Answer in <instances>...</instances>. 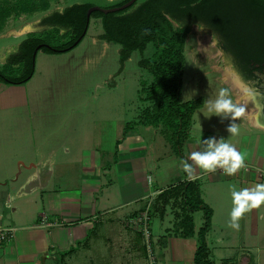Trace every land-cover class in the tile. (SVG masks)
Segmentation results:
<instances>
[{"label":"crops","instance_id":"0c3cea01","mask_svg":"<svg viewBox=\"0 0 264 264\" xmlns=\"http://www.w3.org/2000/svg\"><path fill=\"white\" fill-rule=\"evenodd\" d=\"M68 6L49 9L43 18ZM43 18L21 28L0 31V70L28 36L52 29L42 23ZM102 33L103 30L90 43L100 46L102 52L116 53L119 67L121 47L99 40ZM84 42L85 37L65 54L38 52L33 74L23 85L0 83V225L13 229V238L0 243V264H146L141 238L126 221L140 212L148 200L186 181L198 183L200 198L212 212L211 226L205 235L209 260L213 264H217L215 260L218 264H257L252 255L264 254V203L244 213L237 221L238 227L233 226L230 213L233 189L264 184V93L233 70L207 72L197 67L207 79L216 75L213 82L226 88L230 98L245 107V113L235 121L239 131L233 135L226 130L228 118L208 117L207 101L202 95L191 100H200L201 106L191 117L180 159L164 140L160 127L138 123L143 105L148 103L139 101V91L142 85L152 82L151 75L139 66L138 106L133 121L121 125L113 115L89 119V111L103 114L114 110V106L100 104L91 109L86 101L65 104L70 116L57 118L59 109L55 103L40 102L44 94L49 97L51 72L43 67L69 59L84 47ZM146 49L142 57L148 59L152 55L145 57ZM97 59L92 54L77 57L74 69L79 82L86 80ZM114 75L112 79L118 77L113 78ZM114 83L107 84L109 90L116 87ZM181 91L182 81L179 99ZM187 102L190 101L181 103ZM45 111L46 119L38 116ZM128 123L137 124L123 135ZM197 136L202 140L224 138L246 154L244 166L232 175L222 168L211 172L199 168L189 159L193 151L206 150L205 144L197 142ZM185 161L193 166L191 177L185 175ZM178 213L177 205L170 201L161 215L154 213L152 217L159 264H194L196 234L203 214H193L194 236L183 238L175 226ZM70 248L75 251L61 259V254ZM242 252L251 257L239 263L237 257Z\"/></svg>","mask_w":264,"mask_h":264},{"label":"trees","instance_id":"16d2710c","mask_svg":"<svg viewBox=\"0 0 264 264\" xmlns=\"http://www.w3.org/2000/svg\"><path fill=\"white\" fill-rule=\"evenodd\" d=\"M128 1L121 0L102 8H117ZM92 6L88 3L73 4L43 18L42 23L51 30L62 31L66 41H57L50 33L45 37L28 36L8 56L7 65L0 70V83L11 86L27 83L34 70L35 50L37 53L59 55L76 48L86 35L89 25L86 13ZM36 11L33 0H1L0 27L17 12ZM91 19L100 20L103 33L99 40L121 47L119 69L113 78L123 71L133 52L140 54L138 66L151 75L152 82L141 86L139 101L153 104L149 111L142 112L143 118L138 123L160 127L164 140L180 159H183L181 149L191 117L201 106L200 100L181 103L179 99L185 63L184 46L190 27L199 19L207 28L221 35L227 41L226 50L234 57L240 75L250 77L253 70L264 69V0H145L118 12H93ZM149 44L154 51L150 58L145 59L142 54ZM251 64L258 68H251ZM5 70L16 71L17 75H6ZM136 124H126L123 135ZM185 175L188 174L185 172ZM170 201L179 209L175 226L183 238L194 236L193 214L202 212L203 222L196 234L198 247L193 262L213 264L205 242L212 212L200 198L198 183L186 181L161 192L153 201L151 217L154 213L161 215ZM74 251L75 248H70L63 252L61 259Z\"/></svg>","mask_w":264,"mask_h":264},{"label":"rangeland","instance_id":"374dc122","mask_svg":"<svg viewBox=\"0 0 264 264\" xmlns=\"http://www.w3.org/2000/svg\"><path fill=\"white\" fill-rule=\"evenodd\" d=\"M1 1V0H0ZM36 5V12L34 13H21L17 12L11 16L3 26L0 27L1 30H7L9 28L22 27L27 22H33V20H41L50 10L61 9L65 6L72 4H92L98 7H110L121 0H33ZM145 0H138V3H142ZM46 6V9L43 7ZM52 12V11H51ZM51 14V13H49ZM174 28H177L176 24H173ZM100 22L93 19L91 20L89 30L85 36L84 47L72 55L69 59L65 61H53L50 66L43 69L49 70L50 76L48 80V92L40 98V102L49 105L56 104L57 109H59L57 118H68L70 116L69 110L66 108L65 104H72L73 102H85L90 105L91 109L97 107L100 104L113 105L114 110L104 111L103 114L91 110L88 112L89 119H97L107 117V115H113L114 120H117L122 125L133 121L136 117V107L138 106L137 99V77L139 76L138 61L140 59V54L135 52L131 55L130 60L126 63L123 73L116 79H112L111 76L118 71V57L115 54L102 52V48L99 46H93L90 40L98 33H101ZM46 33L53 34L52 37L57 41H66L65 35L59 30H48L38 32L34 35L45 37ZM202 41H206L208 48L212 51V55H202L204 52V47L201 45ZM153 46L149 45L145 52V57H149L153 53ZM222 51L217 46L216 41L208 36L207 31H198L196 26H191L189 33L185 40L184 46V57H185V67L182 80V91H181V102L191 101L202 95L206 101L209 99L215 100L222 89L219 84L213 82V78L217 76H212V79H207L200 74V70L197 67H202L201 70L207 72H212L215 70L229 71L232 69H238V66L231 58H223ZM93 55L94 57H99L93 67H90L86 80H81L79 82L76 78V72L74 65L76 63L77 57H82L85 55ZM224 54L229 55L226 51ZM213 66L216 69H213ZM6 75L15 76L16 71L5 70ZM43 78V77H42ZM41 78V79H42ZM111 78V79H110ZM146 78V77H145ZM113 90H109V86L115 85ZM140 82V79H138ZM226 89V88H223ZM82 90V91H81ZM81 91V92H80ZM47 93V92H46ZM84 95V96H83ZM79 97H81L79 99ZM152 102H148L143 109V111H149L152 107ZM89 107V108H90ZM96 109V108H95ZM112 111V112H111ZM142 111V112H143ZM38 116L42 119L47 118V111L40 112ZM143 115L141 116V119ZM264 213V211H263ZM249 217L250 215H248ZM200 220L197 219V225ZM264 224V222H263ZM222 258L228 256H220ZM237 257V256H236ZM251 256L249 254H244L237 257L238 262L249 259ZM254 262L257 264H264V254L252 255ZM217 259V256H215ZM218 264V260H215Z\"/></svg>","mask_w":264,"mask_h":264},{"label":"clouds","instance_id":"9594fccd","mask_svg":"<svg viewBox=\"0 0 264 264\" xmlns=\"http://www.w3.org/2000/svg\"><path fill=\"white\" fill-rule=\"evenodd\" d=\"M195 26L201 32L208 30L199 19ZM205 107L210 114L209 118L215 115L221 118L226 117L230 120L226 129L229 134L235 135L238 133L239 129L235 121L244 115L245 107L234 102L230 98L227 89H221L217 98L215 100L209 99ZM197 142L207 146L205 151H193L189 156V159L194 161L199 168L209 172L222 168L226 174L232 175L244 166L246 154L238 151L224 138H220L218 141L214 137L202 140L197 136ZM184 171L191 177L193 173L192 164L185 161ZM231 195L233 208L230 216L233 226L238 227L237 221L244 213L264 203V184H257L252 189L245 188L239 191L233 189Z\"/></svg>","mask_w":264,"mask_h":264},{"label":"built area","instance_id":"2783aa9c","mask_svg":"<svg viewBox=\"0 0 264 264\" xmlns=\"http://www.w3.org/2000/svg\"><path fill=\"white\" fill-rule=\"evenodd\" d=\"M155 198L147 201L143 209L126 221V225L136 231L141 238L146 264H159L156 254V241L151 230L152 204ZM13 238V229L0 225V243Z\"/></svg>","mask_w":264,"mask_h":264},{"label":"flooded vegetation","instance_id":"af4514ba","mask_svg":"<svg viewBox=\"0 0 264 264\" xmlns=\"http://www.w3.org/2000/svg\"><path fill=\"white\" fill-rule=\"evenodd\" d=\"M195 26V25H194ZM207 28V27H206ZM207 34L208 36H210V38H212L213 40L216 41L217 46L220 48V50L223 52V58H231L234 61V57L231 55H227L224 54V52H226V40L219 34H216L214 31H212L210 28H207ZM251 68H255L257 69L258 66L251 64L250 65ZM244 82H246L247 84H249L251 87L256 88L258 91H261L264 93V69L262 70H258L252 71V74L250 77L247 76H242L240 75V73L236 70V69H232Z\"/></svg>","mask_w":264,"mask_h":264},{"label":"water","instance_id":"95a60500","mask_svg":"<svg viewBox=\"0 0 264 264\" xmlns=\"http://www.w3.org/2000/svg\"><path fill=\"white\" fill-rule=\"evenodd\" d=\"M135 3H138V0H130L127 3H125L124 5L117 7V8H107L106 9V8H102V7H98V6H92L90 9H88V11L86 13V22H87V24L89 23L90 15L93 12H100L103 14L118 12V11H122V10H125V9L132 7ZM36 53H37V50L34 51V54H33L34 59H35Z\"/></svg>","mask_w":264,"mask_h":264},{"label":"bare ground","instance_id":"6f19581e","mask_svg":"<svg viewBox=\"0 0 264 264\" xmlns=\"http://www.w3.org/2000/svg\"><path fill=\"white\" fill-rule=\"evenodd\" d=\"M201 45L204 47V52L202 55H212V51H210V49L208 48L207 42L206 41H202Z\"/></svg>","mask_w":264,"mask_h":264}]
</instances>
